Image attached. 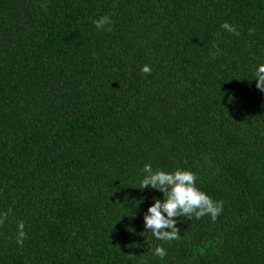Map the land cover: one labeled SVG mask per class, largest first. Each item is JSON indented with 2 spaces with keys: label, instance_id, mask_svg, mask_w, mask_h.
I'll return each mask as SVG.
<instances>
[{
  "label": "trees",
  "instance_id": "obj_1",
  "mask_svg": "<svg viewBox=\"0 0 264 264\" xmlns=\"http://www.w3.org/2000/svg\"><path fill=\"white\" fill-rule=\"evenodd\" d=\"M261 62L264 0H0V264H264ZM145 163L220 216L156 240Z\"/></svg>",
  "mask_w": 264,
  "mask_h": 264
},
{
  "label": "clouds",
  "instance_id": "obj_2",
  "mask_svg": "<svg viewBox=\"0 0 264 264\" xmlns=\"http://www.w3.org/2000/svg\"><path fill=\"white\" fill-rule=\"evenodd\" d=\"M98 29H103L110 24V18L101 17L93 21ZM222 28L228 32L236 33V26L224 22ZM143 72L149 73L151 68L145 65ZM252 79L256 81V87L264 92V62L258 63L252 71ZM143 178L141 189L151 188L163 193V199L153 197V202L144 213V228L151 232L159 241L171 242L179 239L180 229L177 226V217L191 219L193 216L200 219L211 216L216 220L223 211V203L214 200L197 185V174L191 169L176 168L175 170L153 169L151 163H145L142 169ZM144 198L135 201L138 207ZM139 201V203H137ZM6 213L0 214V224L4 223ZM134 216V215H133ZM23 222L18 224L17 243L23 246L27 233ZM167 249L163 245L154 248V255L163 259L167 256Z\"/></svg>",
  "mask_w": 264,
  "mask_h": 264
}]
</instances>
